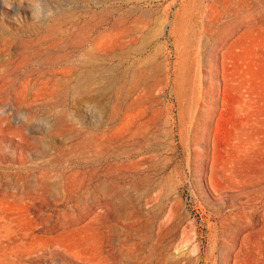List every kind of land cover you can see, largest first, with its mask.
Returning a JSON list of instances; mask_svg holds the SVG:
<instances>
[{
  "label": "rangeland",
  "instance_id": "rangeland-1",
  "mask_svg": "<svg viewBox=\"0 0 264 264\" xmlns=\"http://www.w3.org/2000/svg\"><path fill=\"white\" fill-rule=\"evenodd\" d=\"M0 264H264V0H0Z\"/></svg>",
  "mask_w": 264,
  "mask_h": 264
},
{
  "label": "crops",
  "instance_id": "crops-1",
  "mask_svg": "<svg viewBox=\"0 0 264 264\" xmlns=\"http://www.w3.org/2000/svg\"><path fill=\"white\" fill-rule=\"evenodd\" d=\"M253 248L255 249V251L259 250V249L257 248V246H253Z\"/></svg>",
  "mask_w": 264,
  "mask_h": 264
}]
</instances>
